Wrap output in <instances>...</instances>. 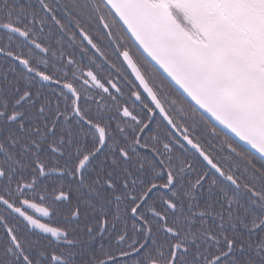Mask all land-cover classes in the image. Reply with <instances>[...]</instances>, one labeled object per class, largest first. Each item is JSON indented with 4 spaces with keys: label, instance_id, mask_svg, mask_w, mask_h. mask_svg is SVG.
Listing matches in <instances>:
<instances>
[{
    "label": "snow or ice",
    "instance_id": "6c2138e0",
    "mask_svg": "<svg viewBox=\"0 0 264 264\" xmlns=\"http://www.w3.org/2000/svg\"><path fill=\"white\" fill-rule=\"evenodd\" d=\"M0 264H264V0H0Z\"/></svg>",
    "mask_w": 264,
    "mask_h": 264
},
{
    "label": "flooded vegetation",
    "instance_id": "af4514ba",
    "mask_svg": "<svg viewBox=\"0 0 264 264\" xmlns=\"http://www.w3.org/2000/svg\"><path fill=\"white\" fill-rule=\"evenodd\" d=\"M77 58L79 59V57H77ZM88 65H89L88 58H84L83 61H82V67H83L84 71L88 70ZM118 67H119V65H118ZM124 67L126 69V65ZM111 73H112L111 76H109V72H101L99 75H100L102 80H107L108 78H111L114 81H119L120 84H121V87L124 89V99H127L129 107H132V100L128 99V89H129V87H131V85L130 84L126 85L125 81L121 79V75L117 74L115 72V70H111ZM126 75L128 76V78L130 80H134L135 79L133 76H131L130 70H127ZM141 91H142V89H141ZM122 103H123V101H122ZM29 211H30V214L38 215L36 213H31V210H29ZM40 219L42 220V222H46L43 217H40ZM52 223L55 226L56 221H52Z\"/></svg>",
    "mask_w": 264,
    "mask_h": 264
}]
</instances>
